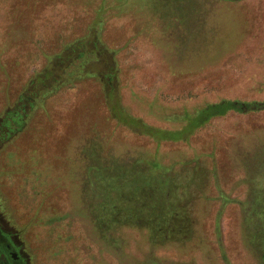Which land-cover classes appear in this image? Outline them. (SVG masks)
<instances>
[{
    "label": "rangeland",
    "instance_id": "1",
    "mask_svg": "<svg viewBox=\"0 0 264 264\" xmlns=\"http://www.w3.org/2000/svg\"><path fill=\"white\" fill-rule=\"evenodd\" d=\"M223 99H264V0H0V233L28 264H264V110L144 129Z\"/></svg>",
    "mask_w": 264,
    "mask_h": 264
},
{
    "label": "trees",
    "instance_id": "2",
    "mask_svg": "<svg viewBox=\"0 0 264 264\" xmlns=\"http://www.w3.org/2000/svg\"><path fill=\"white\" fill-rule=\"evenodd\" d=\"M33 95L34 94H32V96ZM20 99L23 100L22 108H24L26 104L30 106L32 105V101H30L32 97L29 94L24 95ZM20 108V106L16 107L6 115L0 116V143L9 140L17 133V131L21 129L24 120L23 116L25 114L20 113ZM263 110L264 99L247 101L239 99H223L218 102L207 103L205 106L198 108L194 115L187 112L186 116L188 117V122L182 128L167 129L144 124V129L146 130V133L157 141L180 139L187 140L194 131L204 126L211 119L226 115L230 111L250 113ZM129 122L137 126L140 125L138 118H131L129 119ZM54 216L55 219L57 218L58 220H62L63 218V215L61 214H56ZM223 259L226 261V264H231L228 261V257L225 252H223Z\"/></svg>",
    "mask_w": 264,
    "mask_h": 264
},
{
    "label": "flooded vegetation",
    "instance_id": "3",
    "mask_svg": "<svg viewBox=\"0 0 264 264\" xmlns=\"http://www.w3.org/2000/svg\"><path fill=\"white\" fill-rule=\"evenodd\" d=\"M0 264H28L22 251H15V246L6 235L0 233Z\"/></svg>",
    "mask_w": 264,
    "mask_h": 264
}]
</instances>
